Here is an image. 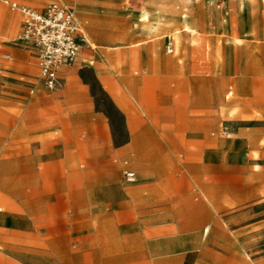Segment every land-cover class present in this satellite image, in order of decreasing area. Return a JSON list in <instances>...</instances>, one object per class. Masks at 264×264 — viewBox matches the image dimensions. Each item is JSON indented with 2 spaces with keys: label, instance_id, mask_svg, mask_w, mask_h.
Wrapping results in <instances>:
<instances>
[{
  "label": "crops",
  "instance_id": "crops-1",
  "mask_svg": "<svg viewBox=\"0 0 264 264\" xmlns=\"http://www.w3.org/2000/svg\"><path fill=\"white\" fill-rule=\"evenodd\" d=\"M12 2L23 5L0 0L8 9L0 8V186L10 187L1 192L10 199L15 196V209L2 214L0 208V264H26L17 258L21 247L15 245L26 239L43 244L30 250L51 249L58 242L66 249L67 238L61 234L67 231L68 202L74 203L77 249L90 219L92 264H140L147 260V251L160 245L155 239L163 234L173 235L167 240L171 243L161 247L170 256L152 264H195L196 251L202 248L201 231L210 232L205 224L212 213L205 202L195 205L192 198L176 202L160 188L169 170L165 157L185 145L178 133L154 126L156 111L140 94L143 83L153 77L138 76L133 60L131 65L121 64L123 52L91 47L77 21L88 45L72 65L60 69L59 88L45 90L38 80L35 53L15 42L21 14L8 6ZM98 47L102 49L96 51ZM146 67L154 74L160 70L156 65ZM86 72L93 74L117 111L118 133L113 118L97 105ZM153 101L164 105L163 98ZM121 167L135 168L145 177L127 183L119 177ZM181 169L188 177L175 186H183L180 193L185 194L189 186L204 183L197 171L210 167L188 162ZM87 175L90 182L84 184ZM36 187L45 193L28 199V190ZM204 200L217 207L223 203L210 190ZM41 231L48 234L47 240ZM42 260L38 264H67L61 258Z\"/></svg>",
  "mask_w": 264,
  "mask_h": 264
},
{
  "label": "rangeland",
  "instance_id": "rangeland-1",
  "mask_svg": "<svg viewBox=\"0 0 264 264\" xmlns=\"http://www.w3.org/2000/svg\"><path fill=\"white\" fill-rule=\"evenodd\" d=\"M14 1L36 10L53 2L63 4L74 12L91 47L123 52L121 64L131 65L133 60L138 76L153 77L152 82L143 83L140 94L156 111L154 126L178 133L185 145L165 157L169 170L160 188L176 202L190 198L195 205L205 202L212 213L205 224L210 232L204 235L201 231L202 248L196 251L195 264H264V0ZM0 8L8 10L1 4ZM84 63L89 64L86 59ZM151 65L160 70L148 71L146 66ZM85 79L118 133L117 111L91 72L85 73ZM159 97L164 105L154 104ZM188 162L210 167L197 171L207 186L191 185L181 194L183 186L175 184L188 177L181 169ZM132 169L137 179L130 184H135L145 176ZM87 176L84 184L90 182ZM8 188L0 186L2 214L15 209V196L12 201L2 193ZM209 190L216 199L222 197V206L204 200ZM44 193V188L36 187L26 197L38 199ZM66 209L67 231L61 235L67 238V248L58 242L51 249L30 250L43 244L26 239L15 243L21 247L17 258L26 264H38L44 257L92 264L90 219L80 239L82 247L77 249L74 203L68 202ZM40 236L48 239L42 231ZM172 236L156 237L160 245L147 251V260L140 264L166 261L170 251L161 247L171 243L167 240Z\"/></svg>",
  "mask_w": 264,
  "mask_h": 264
},
{
  "label": "built area",
  "instance_id": "built-area-1",
  "mask_svg": "<svg viewBox=\"0 0 264 264\" xmlns=\"http://www.w3.org/2000/svg\"><path fill=\"white\" fill-rule=\"evenodd\" d=\"M7 4L21 14L15 42L35 53L42 87L47 91L56 90L60 86V69L72 65L88 45L74 12L59 2L50 3L42 10L15 2ZM123 177L127 183L136 181L133 171H123Z\"/></svg>",
  "mask_w": 264,
  "mask_h": 264
},
{
  "label": "bare ground",
  "instance_id": "bare-ground-1",
  "mask_svg": "<svg viewBox=\"0 0 264 264\" xmlns=\"http://www.w3.org/2000/svg\"><path fill=\"white\" fill-rule=\"evenodd\" d=\"M169 52H170V50H169Z\"/></svg>",
  "mask_w": 264,
  "mask_h": 264
}]
</instances>
